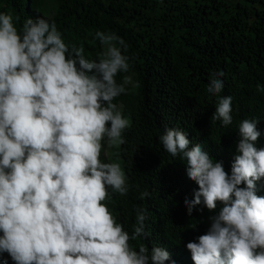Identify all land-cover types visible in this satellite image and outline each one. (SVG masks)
<instances>
[{
	"label": "clouds",
	"instance_id": "obj_1",
	"mask_svg": "<svg viewBox=\"0 0 264 264\" xmlns=\"http://www.w3.org/2000/svg\"><path fill=\"white\" fill-rule=\"evenodd\" d=\"M19 19L0 12V264H175L161 246L149 251L131 243L150 235L147 207L134 206L129 232L106 203L129 192L121 163L100 158L104 142L124 145L131 126L123 105L114 103L126 94L116 79L130 69L126 42L96 31L104 51L90 59L82 44L64 42L55 22L28 18L18 28ZM224 75H210L209 96L223 91ZM232 103V96L219 97L211 119L232 125ZM259 122L239 123L230 174L182 129L165 128L160 136L197 185L192 199H184L187 215L204 208L215 213L207 232L186 244L193 264H264Z\"/></svg>",
	"mask_w": 264,
	"mask_h": 264
},
{
	"label": "trees",
	"instance_id": "obj_2",
	"mask_svg": "<svg viewBox=\"0 0 264 264\" xmlns=\"http://www.w3.org/2000/svg\"><path fill=\"white\" fill-rule=\"evenodd\" d=\"M0 12L19 16L18 28L28 18L55 22L64 42L82 44L90 59L104 51L96 31L124 39L130 69L116 77L126 94L114 103L123 105L131 126L112 160L124 168L129 192L112 194L106 203L129 232L134 206L147 207L150 235L131 243H144L149 251L161 246L175 264H193L186 244L207 232L215 213L204 208L187 215L184 199H192L197 185L187 179L180 158L163 149L160 136L165 128L182 129L230 174L239 123L259 118L264 132V92L257 90L264 86V0H0ZM217 71L225 73L224 89L212 97L206 88ZM223 96L233 97V123L226 128L211 119ZM256 147L264 148V135ZM100 158L109 162L103 151ZM257 189L264 196V182ZM145 191L150 195L141 200Z\"/></svg>",
	"mask_w": 264,
	"mask_h": 264
},
{
	"label": "rangeland",
	"instance_id": "obj_3",
	"mask_svg": "<svg viewBox=\"0 0 264 264\" xmlns=\"http://www.w3.org/2000/svg\"><path fill=\"white\" fill-rule=\"evenodd\" d=\"M114 149L115 147H111L106 142H104V147L102 148V151L105 159H107L109 162H113L112 154Z\"/></svg>",
	"mask_w": 264,
	"mask_h": 264
}]
</instances>
